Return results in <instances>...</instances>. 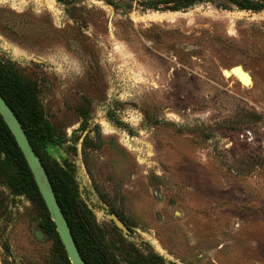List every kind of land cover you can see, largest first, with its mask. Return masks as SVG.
Here are the masks:
<instances>
[{
  "label": "rangeland",
  "instance_id": "rangeland-1",
  "mask_svg": "<svg viewBox=\"0 0 264 264\" xmlns=\"http://www.w3.org/2000/svg\"><path fill=\"white\" fill-rule=\"evenodd\" d=\"M163 1L0 0V69L36 87L40 153L113 264H264V11ZM13 174L0 154V264H65Z\"/></svg>",
  "mask_w": 264,
  "mask_h": 264
},
{
  "label": "trees",
  "instance_id": "trees-1",
  "mask_svg": "<svg viewBox=\"0 0 264 264\" xmlns=\"http://www.w3.org/2000/svg\"><path fill=\"white\" fill-rule=\"evenodd\" d=\"M204 1L208 0H164L163 3H174L173 6L168 7V10L179 11ZM229 1L240 10L264 11V0ZM159 3L158 1H148L144 3V6L158 10ZM109 4L114 6V3ZM0 93L14 110L35 151L40 156L86 264H113L100 240L95 236L93 225L76 197L75 187L77 184L74 179V171L69 173L68 169H64L55 161L46 160L40 153L43 146L53 142L54 136L44 108L39 101L36 87L23 83L18 78L0 69ZM83 128H85V125ZM0 154L4 156L6 163L14 172L13 178L8 183L12 195L20 197L30 194L39 201L46 214L45 221L41 224L43 233L52 235L57 240L65 264H71L27 161L1 115ZM112 213H116L120 217L118 212L113 211ZM156 258L161 260L160 257Z\"/></svg>",
  "mask_w": 264,
  "mask_h": 264
},
{
  "label": "water",
  "instance_id": "water-1",
  "mask_svg": "<svg viewBox=\"0 0 264 264\" xmlns=\"http://www.w3.org/2000/svg\"><path fill=\"white\" fill-rule=\"evenodd\" d=\"M238 69V68H234ZM252 78V77H251ZM0 115L5 121L11 134L16 140L30 171L33 174L37 188L42 196V199L47 207V210L51 216L52 221L56 226L57 233L64 246L66 254L71 264H86L80 249L74 238L72 228L69 221L62 210V207L58 201L56 192L51 183L47 170L35 151L27 133L24 129L19 118L15 114L12 107L8 104L5 97L0 93ZM111 219L118 229L125 234H130L131 230L126 224L119 218L117 214H110ZM12 254H14L12 252Z\"/></svg>",
  "mask_w": 264,
  "mask_h": 264
},
{
  "label": "bare ground",
  "instance_id": "bare-ground-1",
  "mask_svg": "<svg viewBox=\"0 0 264 264\" xmlns=\"http://www.w3.org/2000/svg\"><path fill=\"white\" fill-rule=\"evenodd\" d=\"M238 68V69H234ZM233 75L239 80V82L244 86H250L252 83V78L248 72L242 66H235L231 69Z\"/></svg>",
  "mask_w": 264,
  "mask_h": 264
},
{
  "label": "flooded vegetation",
  "instance_id": "flooded-vegetation-1",
  "mask_svg": "<svg viewBox=\"0 0 264 264\" xmlns=\"http://www.w3.org/2000/svg\"><path fill=\"white\" fill-rule=\"evenodd\" d=\"M114 6H116V4L114 3ZM114 214H116V213H114ZM122 221H123V219L121 218V217H119ZM124 222V221H123ZM125 223V222H124ZM126 224V223H125ZM127 226V225H126ZM128 227V226H127ZM129 228V227H128ZM130 229V228H129ZM131 230V229H130ZM131 233H132V230H131ZM130 233V234H131Z\"/></svg>",
  "mask_w": 264,
  "mask_h": 264
}]
</instances>
